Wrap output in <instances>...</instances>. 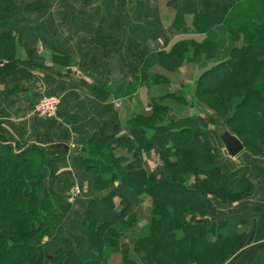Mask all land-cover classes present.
<instances>
[{
  "label": "trees",
  "instance_id": "trees-1",
  "mask_svg": "<svg viewBox=\"0 0 264 264\" xmlns=\"http://www.w3.org/2000/svg\"><path fill=\"white\" fill-rule=\"evenodd\" d=\"M241 1L230 0L227 6L204 4V11L188 2L177 9L170 30L173 34L190 36L217 29H228L232 33L237 43L226 57L203 69L196 94L207 106V102L212 101L214 106L209 107L219 115H226L230 132L239 138L244 148L260 155L264 153V0L260 4H251L255 15L233 17L232 12ZM13 12L11 4L0 0V59L5 62L0 69L21 62L15 57L13 33L17 30L16 23L4 16ZM188 14L191 19L185 20ZM187 41L199 46L205 57L212 54L211 45L215 41L211 43L207 35L201 40ZM187 41L178 40L166 49L133 54L128 67L132 76L130 82L104 90L94 89L104 98L109 95L129 98L138 86H158L159 82H164L162 74L156 69H147V66L158 64L170 71L182 60L194 61L197 53H189ZM207 45L210 46L207 48ZM9 71L6 70L5 74ZM172 96V93H166L153 100ZM169 108L160 103L151 105L147 114L134 113L121 136L122 128L116 115L111 124L112 135L94 132L78 150L76 158L93 176L96 190L103 192L111 186L113 188L108 194L91 199L84 222L88 236L76 243L64 240L45 261L39 258L36 243L51 237L55 225L62 220L56 194L47 192L45 185L44 170L53 168L52 159L36 148L16 153L0 143V264H108L107 259L116 251L120 239L101 231L107 225L121 228L128 223L124 224L123 214L113 207V197L119 199L122 209H132L141 201L142 194L151 198L152 216L148 234L139 238L136 247H141V242L153 240L144 251L149 264H187L189 261L221 264L228 253H217L219 248H240L246 239L244 230L223 222L208 224L204 221L206 218L194 219V212L209 210L207 194L231 203L251 194L253 185L246 178L237 179L236 170L221 167L220 160L211 153L210 134L214 132L205 121L196 116L167 119ZM156 114L159 124L165 120L167 123L151 127L143 122L155 118ZM119 139L132 153L130 159L115 155L114 150L121 143L114 144V141ZM150 150L162 160L163 167L148 168L142 152ZM188 155L206 158V166H201H204L201 172L204 179L198 177L195 188L186 184L187 172L195 174L199 167L195 161H186ZM178 167L182 168V175L174 173ZM171 192L179 193L180 201L168 200ZM109 241L112 248L106 253L104 245ZM155 253L170 260L160 259ZM195 255L202 259L196 257L192 260ZM122 264L146 263L128 258Z\"/></svg>",
  "mask_w": 264,
  "mask_h": 264
},
{
  "label": "crops",
  "instance_id": "crops-1",
  "mask_svg": "<svg viewBox=\"0 0 264 264\" xmlns=\"http://www.w3.org/2000/svg\"><path fill=\"white\" fill-rule=\"evenodd\" d=\"M173 1L15 0L18 5L13 7L14 12L4 14L16 23L15 57L21 64L0 81V143L16 153L36 148L52 159L53 168L44 170L46 191L56 194L62 216L55 234L43 240L41 259L64 240L76 243L87 237L84 222L91 199L113 188L98 192L76 156L94 132L108 133L117 116L123 124L135 110L119 111L116 105L120 107L128 97L109 95L104 101L94 87L104 90L130 82L128 67L133 54L166 49L184 35L170 30L179 7L192 2L204 11V4L230 3ZM190 19L191 15L185 16V20ZM4 63L0 59V65ZM48 94L60 99L57 117L47 120L33 116V104ZM144 154L142 159L150 167L157 155L152 150L145 155L148 158ZM239 154L225 162L220 160L221 167L236 170L237 179L246 178L253 191L228 208H217L212 222L244 230L250 264H264V154ZM74 185L80 186L81 195L72 204L67 195ZM113 201L120 205L117 197Z\"/></svg>",
  "mask_w": 264,
  "mask_h": 264
},
{
  "label": "rangeland",
  "instance_id": "rangeland-1",
  "mask_svg": "<svg viewBox=\"0 0 264 264\" xmlns=\"http://www.w3.org/2000/svg\"><path fill=\"white\" fill-rule=\"evenodd\" d=\"M2 1L6 4H11L13 7L18 5V3L15 2V0H2ZM252 3L260 4L261 0H243V1H241V3H238V5H236V7L234 8V10L232 12V16L234 15L233 17H236V16L239 17V16L255 15L256 12H255V9H253V7L251 6ZM205 35H207L208 38H211V43H213V41H215L211 45L212 54L210 55V57H205L204 53L200 51L199 46L195 45L192 42L187 41L188 39L201 40L203 37H205ZM176 39H177V41L178 40L187 41L186 46L188 45V47H189L188 51H189V53H193L195 51L197 53L196 59L194 61L182 60L179 65H177L175 68H173V70H170V71H165L158 64H154L152 66H147L148 67L147 69H149V70H151V69L158 70V73L162 74V76H163L162 78L164 79V82H159L158 86L155 84H151V85L143 84L141 86H138V88L136 89V92H135V96L132 95L130 98L125 99L120 107L116 105V109H119V111L124 110V113H125V111H128L129 109L133 108L135 110V113L141 112V113L147 114L151 110V105H153V104L158 105V104L162 103V104H167L170 107L169 108L170 110L168 111V114L166 115L167 119L168 118L182 119L184 117L196 116L197 119L205 121L207 123V127H209V129H212L214 132V133L210 134V140L212 143L211 153L216 158H218L219 160L225 162V161H227V159H229L231 157L222 155L223 145L221 144V142L218 138V135L224 129L231 131V129L227 125V117L224 114L223 115L217 114L211 107H209V106H214L212 101L207 102L209 105V106H207V104H205L203 102L204 100L202 101L200 98H198L197 94H196V89H197V85L199 82V75L203 71V69L208 67V65L215 63L217 60H220L223 57H226L230 53L231 48L237 42H236L234 36L232 35V33L228 29H217L214 32H207V33L206 32H199V33H197L195 35H191V36L184 34L182 36L181 35L178 36ZM239 41H241V40H239ZM209 46L210 45H207V48ZM19 64H21V63L16 62V63L9 65L5 69H0V81L3 79V77H6L7 75H9V73L5 74L6 70L11 71L16 66H18ZM153 70H151V71H153ZM166 93H172L173 94L172 98H163L161 100H158V98H157V99L153 100L154 98H156L162 94H166ZM52 95H54V94H52ZM54 96H56V98L58 99V106H57V109L54 112V114H41L35 107V105L38 102V101H36L32 107V115L36 116V117H41V118H44L47 120L55 119L58 115V112H59L60 99L57 95H54ZM105 100H106V98L104 99V101ZM156 117H158V114H156L155 118L144 119L143 122L150 124L151 127H155L158 125H164L167 123L165 120L164 122H162V124H159L160 122H158ZM129 121L130 120L124 119L123 124L121 122L119 123L121 128L123 129L119 133L120 136L125 134L126 129L129 127ZM110 129H111V131H108V133H106L107 135H112V131L114 130L112 125H110ZM148 133H150V132H148ZM85 142L83 143V145L85 144ZM121 142H122L121 139H119L118 141L115 140L114 144L121 143ZM114 151H115V155L119 156V157L126 156L130 159V157L132 155V153H129L125 149V146L122 145V143L118 146V148H115ZM242 152L244 153L243 155H247V154L248 155H259V153H254L249 148H244L242 150ZM242 152H240V153H242ZM144 153H146V154H144V157H146L145 155H147V152H144ZM262 154H264V153H262ZM262 154H260V156ZM238 155H240V154H238ZM184 157H186V156H184ZM146 158H148V157H146ZM183 159H185V158H183ZM205 159L206 158H197L194 156L190 157L189 155L186 157V161L188 163H192L195 161L199 167V170H197L195 174L191 173V172H187L188 179H186V184H188V186L195 188L197 186L196 180L198 179V177H200L199 180L204 179V174L201 173L203 171L204 166L203 167H201V166L202 165L206 166ZM145 164H146V162H145ZM147 166H148V164H147ZM157 167H163L162 160L158 156H157V158L153 159L151 166L150 167L148 166V168L154 169ZM182 171H183L182 168L178 167V168H176L174 173L178 174V175H182L183 174ZM89 176H91L93 184L95 185L93 176L91 174H89ZM107 190L108 189L104 190V192ZM80 195H81L80 186L79 185L72 186V188L69 190L68 195H67L68 200H69L68 203L71 202L72 204H74V201L76 202L77 198H79ZM206 197L210 200V206L208 208L209 210L207 212H202L199 210L195 211L194 212V219L206 218V220H204V221H207V223L209 224V222H212L215 219L213 214H217V208L220 209V206L228 208V207H230L229 204H231L233 202L241 201L246 196L239 199V200L233 201L231 203H225L219 197H217L216 195H213L211 193L207 194ZM167 198H168V200L170 198H172L173 200H177V201H180L179 199H181V197L179 196V193H177V192H171ZM59 203H60V201H59ZM113 203H114L113 207L116 208L117 210H120V212L123 214L124 224L127 222L128 223H127V226L125 224V227L122 226L121 228L111 227L110 225H107L101 231L102 234H103V232L110 234V235L114 234L115 237L118 236L120 239L119 242L117 243L116 251L111 253L107 259L108 264H122L128 258L134 259L137 261H143L146 264H149L147 259H145L146 257L144 255V251L148 250V247H150L149 244L151 242H153V240L150 239L147 243L141 242L140 243L141 247H136V242L139 240V238L143 234H145V233L148 234L149 226H150L149 222H150V218L152 216L151 198L147 194H142L140 204L134 206V207H136L135 211H133L132 209H128V208L122 209V206L115 204L114 201H113ZM197 204H198V202H197ZM168 207H169V205H168ZM132 208H133V206H132ZM88 209H89V206H88ZM133 212L136 214V217H134ZM59 213L61 214V212H59ZM129 215H131L132 217L130 218ZM61 222H58L55 226L57 227V225H60ZM130 222H131V224H129ZM53 234H55V231ZM43 240L38 241L36 243V247L38 249L40 259L42 258L41 256L43 253V245H44V244H42V243H44ZM104 240H105V237H104ZM246 240L247 239H245L243 245L240 248H238L237 250H235L236 247H230V246L219 248L220 250H218L219 252H217V253H221V252L228 253L226 259L221 264H250L251 259L248 257V253H247L248 249H247V245H246V242H247ZM109 243H110V241L106 245H104V251L106 253L109 249L112 248V244H109ZM114 246H115V244H114ZM140 248H142V249H140ZM53 253H54V251L52 252V254ZM48 256H50V254ZM155 256L160 257V259H164L167 261L170 260L165 255H163L161 253H155ZM196 257L198 258V256H196V255L191 257V258L193 260V259H197ZM198 259L201 260L202 258H198ZM41 260L45 261L46 257L45 258L43 257V259H41ZM169 262L173 263L172 261H169ZM258 262L259 261H255V263H254V261H253V264H260ZM187 264H197V263L194 261L193 262L189 261V263H187Z\"/></svg>",
  "mask_w": 264,
  "mask_h": 264
},
{
  "label": "water",
  "instance_id": "water-1",
  "mask_svg": "<svg viewBox=\"0 0 264 264\" xmlns=\"http://www.w3.org/2000/svg\"><path fill=\"white\" fill-rule=\"evenodd\" d=\"M218 138L223 145V154L225 156L235 157L244 149V146L239 138L229 130H222L218 135Z\"/></svg>",
  "mask_w": 264,
  "mask_h": 264
},
{
  "label": "built area",
  "instance_id": "built-area-1",
  "mask_svg": "<svg viewBox=\"0 0 264 264\" xmlns=\"http://www.w3.org/2000/svg\"><path fill=\"white\" fill-rule=\"evenodd\" d=\"M58 106V99L52 94L42 96L37 104L35 105L36 109L41 114H54Z\"/></svg>",
  "mask_w": 264,
  "mask_h": 264
}]
</instances>
